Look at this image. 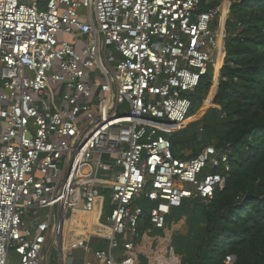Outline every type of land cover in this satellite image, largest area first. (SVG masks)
Returning <instances> with one entry per match:
<instances>
[{
    "label": "built area",
    "instance_id": "1",
    "mask_svg": "<svg viewBox=\"0 0 264 264\" xmlns=\"http://www.w3.org/2000/svg\"><path fill=\"white\" fill-rule=\"evenodd\" d=\"M238 1L0 0V264L51 249L59 264H186L168 215L209 204L232 158L214 143L177 157L170 138L201 119L190 95L211 72L202 110L220 108Z\"/></svg>",
    "mask_w": 264,
    "mask_h": 264
},
{
    "label": "trees",
    "instance_id": "2",
    "mask_svg": "<svg viewBox=\"0 0 264 264\" xmlns=\"http://www.w3.org/2000/svg\"><path fill=\"white\" fill-rule=\"evenodd\" d=\"M230 15L237 29L225 42L227 56L214 97L220 108H210L204 138L228 145L232 171L226 186L204 204L205 233L190 264H226L228 256L235 257L233 264H264V0L235 2ZM211 86L212 72L190 95L191 116ZM197 121L172 134L175 156L201 151ZM186 147L190 155L183 153Z\"/></svg>",
    "mask_w": 264,
    "mask_h": 264
},
{
    "label": "rangeland",
    "instance_id": "3",
    "mask_svg": "<svg viewBox=\"0 0 264 264\" xmlns=\"http://www.w3.org/2000/svg\"><path fill=\"white\" fill-rule=\"evenodd\" d=\"M221 0H214L213 5H217L220 3ZM212 30L215 32L218 30V27L212 26ZM237 26L236 24L231 21V15H229L227 24H226V31L229 34H232L236 31ZM59 38L61 40L68 39V37L64 36L62 33L59 34ZM226 60V59H225ZM212 88V87H211ZM212 91V89H211ZM210 91V92H211ZM210 94V93H209ZM208 94V95H209ZM207 115L204 117V115ZM210 114H213L212 110L205 109L202 110L201 106H198L194 109L193 115L195 118H203L200 121L196 122V129L199 130L198 133V150L203 148L208 142L206 143V139L204 138L207 130H205L204 126L206 124L211 123V119L208 120L206 123L205 119L210 118ZM196 118V119H197ZM183 153L190 155L192 151L187 147L183 150ZM188 188H192V186L188 185ZM112 202L110 201L109 196H107V204L106 210L104 212V216L107 217L110 215V206ZM146 208V207H145ZM48 212L47 209H40L38 210V215L43 216ZM184 219L183 222H178L180 219ZM173 223H176L175 229L172 231L171 240L172 244L175 247L178 254H180L186 264H190V261L196 255L197 247L202 240V237L205 233L206 227V216L204 214V203L201 199H194V200H186L184 206L182 208H173L171 209V214L168 215V224L169 227H172ZM180 226V227H179ZM160 230H155L154 234L160 233ZM119 238L124 237L128 240L131 239L130 235H122L118 236ZM97 247L106 248L107 245L104 242H100ZM45 264H59V257L55 249H51L50 252L44 254L43 256ZM142 264H147V261L144 257H141ZM18 257L12 251L10 254V264H17Z\"/></svg>",
    "mask_w": 264,
    "mask_h": 264
},
{
    "label": "bare ground",
    "instance_id": "4",
    "mask_svg": "<svg viewBox=\"0 0 264 264\" xmlns=\"http://www.w3.org/2000/svg\"><path fill=\"white\" fill-rule=\"evenodd\" d=\"M222 63H223V57H222V53L220 52V55H219V58H218V61H217V64H216L217 76H218L219 69L221 68ZM193 119H195V117H193L192 120Z\"/></svg>",
    "mask_w": 264,
    "mask_h": 264
},
{
    "label": "crops",
    "instance_id": "5",
    "mask_svg": "<svg viewBox=\"0 0 264 264\" xmlns=\"http://www.w3.org/2000/svg\"><path fill=\"white\" fill-rule=\"evenodd\" d=\"M106 204H107V201H106ZM106 207H107V206H106ZM111 207H112V205L110 206V209H111ZM184 219H185V218H183V219H180L178 222H180V223H181V222H183V221H184Z\"/></svg>",
    "mask_w": 264,
    "mask_h": 264
}]
</instances>
